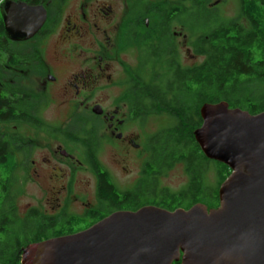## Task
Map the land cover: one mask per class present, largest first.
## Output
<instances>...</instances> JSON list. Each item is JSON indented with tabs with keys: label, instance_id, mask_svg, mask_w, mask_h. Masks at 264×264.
<instances>
[{
	"label": "flooded vegetation",
	"instance_id": "af4514ba",
	"mask_svg": "<svg viewBox=\"0 0 264 264\" xmlns=\"http://www.w3.org/2000/svg\"><path fill=\"white\" fill-rule=\"evenodd\" d=\"M221 2L200 13L194 0H0V264H22L30 244L114 212L156 206L145 202L177 164L186 176L183 162L160 161L178 118L167 103L208 49L194 25L223 19ZM32 22V35L18 33Z\"/></svg>",
	"mask_w": 264,
	"mask_h": 264
},
{
	"label": "water",
	"instance_id": "95a60500",
	"mask_svg": "<svg viewBox=\"0 0 264 264\" xmlns=\"http://www.w3.org/2000/svg\"><path fill=\"white\" fill-rule=\"evenodd\" d=\"M40 23L21 34L30 36ZM9 32H16L6 21ZM193 131L207 159L225 164L219 206L118 211L80 232L34 242L22 264H264V111L204 103Z\"/></svg>",
	"mask_w": 264,
	"mask_h": 264
},
{
	"label": "trees",
	"instance_id": "16d2710c",
	"mask_svg": "<svg viewBox=\"0 0 264 264\" xmlns=\"http://www.w3.org/2000/svg\"><path fill=\"white\" fill-rule=\"evenodd\" d=\"M207 1L194 0L195 9L202 13L201 7ZM236 3L238 19L225 16L217 22L194 25V32L207 36L208 49L200 64L185 71L188 82L172 90L174 99L167 103L178 118L173 132L163 135L162 148H158L160 161L163 168L183 162L188 182L176 191L163 187L160 198L156 202L146 200V204L154 203L169 211L188 209L198 202L208 209L217 208L218 188L230 169L207 159L199 148H191L195 144L193 131L202 122L199 109L204 103L226 101L229 107L250 114L264 111V0ZM181 143L187 148H180ZM210 173L213 181L215 178L214 187L209 186ZM34 235L38 237L39 233ZM57 235L63 233L46 234Z\"/></svg>",
	"mask_w": 264,
	"mask_h": 264
},
{
	"label": "rangeland",
	"instance_id": "374dc122",
	"mask_svg": "<svg viewBox=\"0 0 264 264\" xmlns=\"http://www.w3.org/2000/svg\"><path fill=\"white\" fill-rule=\"evenodd\" d=\"M223 1V7L225 8V14L227 17L230 18H236L237 16V3L236 0H222ZM164 121L160 122H152V124H158V125H164ZM102 157L106 160V162L112 163L113 159L117 157L112 156V150L110 148H103L102 149ZM209 186H215V178L213 181V176L210 173L209 175ZM186 182V176L184 175L182 168L180 164L175 165L166 175H163L162 177V186H165L173 191L179 190L184 186Z\"/></svg>",
	"mask_w": 264,
	"mask_h": 264
},
{
	"label": "bare ground",
	"instance_id": "6f19581e",
	"mask_svg": "<svg viewBox=\"0 0 264 264\" xmlns=\"http://www.w3.org/2000/svg\"><path fill=\"white\" fill-rule=\"evenodd\" d=\"M26 28L28 29V26H27V27L24 26V27L22 28V30H20L18 33H22L23 29H26Z\"/></svg>",
	"mask_w": 264,
	"mask_h": 264
}]
</instances>
